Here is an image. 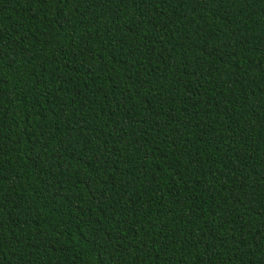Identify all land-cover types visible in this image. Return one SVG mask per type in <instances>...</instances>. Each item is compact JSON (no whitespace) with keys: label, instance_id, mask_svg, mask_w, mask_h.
<instances>
[{"label":"trees","instance_id":"obj_1","mask_svg":"<svg viewBox=\"0 0 264 264\" xmlns=\"http://www.w3.org/2000/svg\"><path fill=\"white\" fill-rule=\"evenodd\" d=\"M0 264H264V0H0Z\"/></svg>","mask_w":264,"mask_h":264}]
</instances>
